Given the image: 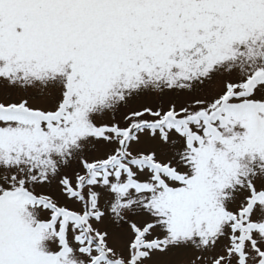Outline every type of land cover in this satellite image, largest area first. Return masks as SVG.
<instances>
[{"label": "snow or ice", "instance_id": "1", "mask_svg": "<svg viewBox=\"0 0 264 264\" xmlns=\"http://www.w3.org/2000/svg\"><path fill=\"white\" fill-rule=\"evenodd\" d=\"M0 264H264V0H0Z\"/></svg>", "mask_w": 264, "mask_h": 264}]
</instances>
